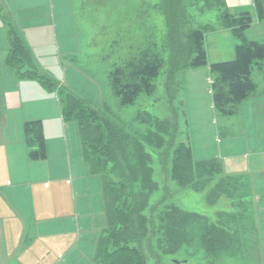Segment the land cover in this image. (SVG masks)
Listing matches in <instances>:
<instances>
[{
	"label": "rangeland",
	"instance_id": "1",
	"mask_svg": "<svg viewBox=\"0 0 264 264\" xmlns=\"http://www.w3.org/2000/svg\"><path fill=\"white\" fill-rule=\"evenodd\" d=\"M161 1L52 0L56 10L54 13L63 17L58 20L55 15L56 28L53 29L51 24V28L46 26L37 29L36 38L30 45L26 44L32 52L34 68L58 84L57 89L45 91L53 94L55 99L57 97L61 115V100L66 93L79 97L98 111L102 122L106 121L110 128L108 134L115 137L119 150L125 147L124 150L129 154L133 152V146L136 149V142L143 143L149 131L153 130L148 116L173 119L177 128L165 137L166 146L172 148L174 140L183 142L191 147L195 160L216 159L220 162L223 171L214 183L226 175H234V183H241L236 189L227 188L232 198L224 195L216 203L210 204L207 192L183 190L172 182L167 177V167L161 155L146 146V151L152 155L153 179L158 184V190L150 199V206L163 200L183 210L208 216L232 233L221 244L219 254L203 259L199 239L201 230L193 226L190 243L174 255L164 254L163 248L156 244L153 249H156L159 259L144 249L148 264H158L157 260L160 264H175L179 261H186L185 264H264V116L247 118L238 113L230 117L218 115L213 110L210 94L208 65L229 60L228 49L230 51L232 48V42L238 44V41L222 29L221 9L214 7L199 12L196 3L199 0H185L186 12L193 21L192 27L208 25L213 30L205 35L208 65L179 70L172 75L173 84L167 87L171 58L167 47L166 19L159 6ZM249 1V4L247 2L240 6L238 0H218L231 14L250 13L253 23L245 31L244 38L247 41H264V20L256 19L252 0ZM178 2L171 0L170 5ZM215 41L218 45L214 44ZM150 43L157 45L165 60L163 69L153 82L154 91L149 95L142 93L132 104L123 105L112 92L109 74ZM6 44L9 45L4 41V46ZM251 79L257 89L250 98L264 100V69L254 67ZM16 80L21 79L16 77ZM262 106L264 108V103ZM66 122L76 128L81 149L77 122ZM88 132L89 127L83 133L85 138ZM249 144L252 149H256L255 144L262 147L257 149L258 159L251 152L246 157L240 155L241 151L248 149ZM81 156L82 167H85L87 177H91L88 165ZM255 162L261 169L256 173L253 172L256 170ZM239 168L244 170L243 178L238 175ZM100 211L104 214L103 202L99 204L98 200L96 203L93 201L91 212L94 217ZM96 220L98 222L99 218ZM102 224L104 227L105 223ZM98 229L90 235L96 242L101 232ZM214 234L215 231L211 230V237ZM91 248L86 247L83 252L85 259L93 262L95 249Z\"/></svg>",
	"mask_w": 264,
	"mask_h": 264
},
{
	"label": "trees",
	"instance_id": "2",
	"mask_svg": "<svg viewBox=\"0 0 264 264\" xmlns=\"http://www.w3.org/2000/svg\"><path fill=\"white\" fill-rule=\"evenodd\" d=\"M170 2L162 0L159 3L166 19L167 47L171 58L167 87L173 84L172 75L179 70L208 65L205 35L213 32L208 25L192 27L193 21L186 12L185 0H179L176 5H170ZM196 3L199 12L214 7L221 9L222 28L230 31L238 41L234 46L233 59L208 65L213 110L218 115L234 116L240 104L256 92L257 86L251 76L254 67L264 69V41H247L244 38L245 31L253 23L250 13L231 14L218 0H199ZM252 5L256 19L263 21L264 0H252ZM6 25L8 65L16 68L20 79L34 80L47 90L57 89L58 84L52 78L34 68L31 51L17 29ZM164 62L155 43L146 45L109 74L113 94L123 105L132 104L142 93L151 94L154 91L153 82L163 69ZM63 100V119L77 122L84 162L88 165L89 174L100 181L105 224L95 244L92 263L148 264L144 249L159 259L156 249H153L156 247L154 244L162 247L164 254L174 255L190 243L193 226L201 230L200 247L205 256L213 258L232 233L208 216L183 210L163 200L150 206V199L158 190V184L153 179L152 155L146 151V146L161 155L167 167V177L172 182L183 190L207 192L210 204L216 203L224 195L232 198L227 188L236 189L241 183H234L235 177L229 175L219 177L214 183L223 171L220 162L216 159L195 160L191 147L183 142L174 140L172 148L166 146L165 137L177 128L172 118L171 121L148 116L153 130L149 131L143 143L136 142V149L133 146V152L128 154L125 147L118 149L115 137L108 134L110 128L105 120L102 122L97 110L72 93H66ZM87 127L89 132L85 138L83 133ZM23 133L28 158L32 161L44 160L46 148L41 122H26ZM211 230L215 231L213 237ZM185 263L179 261L175 264Z\"/></svg>",
	"mask_w": 264,
	"mask_h": 264
},
{
	"label": "crops",
	"instance_id": "3",
	"mask_svg": "<svg viewBox=\"0 0 264 264\" xmlns=\"http://www.w3.org/2000/svg\"><path fill=\"white\" fill-rule=\"evenodd\" d=\"M247 2L238 0V5ZM54 12L52 0H0V264H93L83 251L95 249L96 240L90 235L103 228L104 214L100 211L94 217L91 212L93 201L103 202L100 181L87 177L82 167L76 128L64 121L57 97L36 81L16 80L14 67L7 63L6 23L30 45L37 29L51 24L56 28ZM62 17L56 15L58 20ZM235 45L234 41L228 49L229 60ZM263 103L259 97H249L238 114L263 117ZM33 121L42 124L44 160L28 158L23 127ZM255 145L252 149L249 144L240 155L251 152L258 159L257 149L262 147ZM254 166V173L261 170L257 162ZM243 171L238 169L242 178ZM201 254L208 259L203 250Z\"/></svg>",
	"mask_w": 264,
	"mask_h": 264
},
{
	"label": "bare ground",
	"instance_id": "4",
	"mask_svg": "<svg viewBox=\"0 0 264 264\" xmlns=\"http://www.w3.org/2000/svg\"><path fill=\"white\" fill-rule=\"evenodd\" d=\"M229 232V231H228ZM219 254V253H218Z\"/></svg>",
	"mask_w": 264,
	"mask_h": 264
},
{
	"label": "water",
	"instance_id": "5",
	"mask_svg": "<svg viewBox=\"0 0 264 264\" xmlns=\"http://www.w3.org/2000/svg\"><path fill=\"white\" fill-rule=\"evenodd\" d=\"M176 263V262H175Z\"/></svg>",
	"mask_w": 264,
	"mask_h": 264
}]
</instances>
